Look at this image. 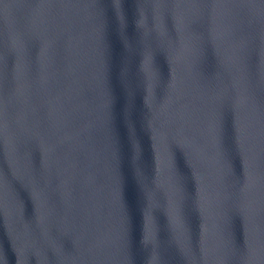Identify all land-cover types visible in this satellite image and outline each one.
Instances as JSON below:
<instances>
[{
  "label": "water",
  "instance_id": "obj_1",
  "mask_svg": "<svg viewBox=\"0 0 264 264\" xmlns=\"http://www.w3.org/2000/svg\"><path fill=\"white\" fill-rule=\"evenodd\" d=\"M0 264H264V0H0Z\"/></svg>",
  "mask_w": 264,
  "mask_h": 264
}]
</instances>
